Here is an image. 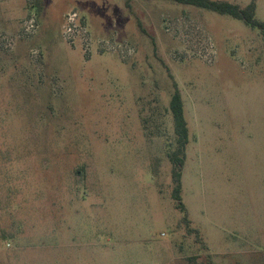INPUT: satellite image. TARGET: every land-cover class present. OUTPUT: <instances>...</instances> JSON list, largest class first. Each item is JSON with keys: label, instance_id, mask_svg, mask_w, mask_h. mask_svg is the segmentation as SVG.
Returning <instances> with one entry per match:
<instances>
[{"label": "rangeland", "instance_id": "1", "mask_svg": "<svg viewBox=\"0 0 264 264\" xmlns=\"http://www.w3.org/2000/svg\"><path fill=\"white\" fill-rule=\"evenodd\" d=\"M195 257L264 264V35L165 0H0V264Z\"/></svg>", "mask_w": 264, "mask_h": 264}, {"label": "trees", "instance_id": "2", "mask_svg": "<svg viewBox=\"0 0 264 264\" xmlns=\"http://www.w3.org/2000/svg\"><path fill=\"white\" fill-rule=\"evenodd\" d=\"M170 2H175L183 5H190L198 8H205L211 10L213 12L229 15L236 19L244 21L249 27L253 29L259 30L264 35V22L259 21L256 18V4L255 2H251L245 8H242L239 5L229 3L227 1H217V0H165ZM171 112L174 118L175 124V132L177 136L178 147L173 157L171 158V162L173 165V181H174V191L173 197L178 202V207L183 213H186V209L183 205L181 198L182 191V171L185 165L186 159V147L188 145L189 133L188 126L185 119V110L184 104L181 97V94L178 90L175 91V94L172 97L171 103ZM184 222L187 221V217L184 219ZM196 259H190L192 261L191 264H211L210 259L207 258V263H199V257H195Z\"/></svg>", "mask_w": 264, "mask_h": 264}, {"label": "built area", "instance_id": "3", "mask_svg": "<svg viewBox=\"0 0 264 264\" xmlns=\"http://www.w3.org/2000/svg\"><path fill=\"white\" fill-rule=\"evenodd\" d=\"M68 26L66 29V39L71 45H75L76 40L81 37L83 42L87 43V33L84 21L79 17L77 13H72L67 17ZM30 29H35L34 20L30 21Z\"/></svg>", "mask_w": 264, "mask_h": 264}]
</instances>
